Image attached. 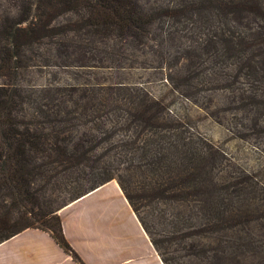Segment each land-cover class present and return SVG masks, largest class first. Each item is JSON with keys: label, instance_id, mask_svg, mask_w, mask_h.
Masks as SVG:
<instances>
[{"label": "rangeland", "instance_id": "374dc122", "mask_svg": "<svg viewBox=\"0 0 264 264\" xmlns=\"http://www.w3.org/2000/svg\"><path fill=\"white\" fill-rule=\"evenodd\" d=\"M69 1L0 0V233L111 179L164 264H264V0Z\"/></svg>", "mask_w": 264, "mask_h": 264}, {"label": "crops", "instance_id": "0c3cea01", "mask_svg": "<svg viewBox=\"0 0 264 264\" xmlns=\"http://www.w3.org/2000/svg\"><path fill=\"white\" fill-rule=\"evenodd\" d=\"M125 198L109 180L58 210L61 234L79 263L49 233L28 228L0 243V264H164Z\"/></svg>", "mask_w": 264, "mask_h": 264}, {"label": "trees", "instance_id": "16d2710c", "mask_svg": "<svg viewBox=\"0 0 264 264\" xmlns=\"http://www.w3.org/2000/svg\"><path fill=\"white\" fill-rule=\"evenodd\" d=\"M64 1L65 3L68 2V4L70 2L69 0ZM72 6L73 9L84 10L88 15L87 22L92 26H98L105 30L115 29L117 31L124 32V34L134 39H138L141 33L145 30V26L152 22V17L150 15L142 14L140 11H138L137 6L132 0H74ZM109 180L111 179H108L103 183ZM52 220L53 223L51 228L48 230L33 226L26 227L25 229L39 228L41 231L49 233L53 240L58 244L60 249H62V251L66 254L70 255L71 258L75 260V262L79 263V259L70 249L71 247L67 244L61 234L62 230L59 217L55 215ZM19 231L21 230L8 235H2L0 233V243L4 240H8Z\"/></svg>", "mask_w": 264, "mask_h": 264}]
</instances>
